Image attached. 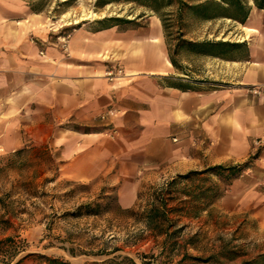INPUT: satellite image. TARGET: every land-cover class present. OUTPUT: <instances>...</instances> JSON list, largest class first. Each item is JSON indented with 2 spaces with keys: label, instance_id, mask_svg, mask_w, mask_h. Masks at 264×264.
<instances>
[{
  "label": "crops",
  "instance_id": "1",
  "mask_svg": "<svg viewBox=\"0 0 264 264\" xmlns=\"http://www.w3.org/2000/svg\"><path fill=\"white\" fill-rule=\"evenodd\" d=\"M244 1L243 24L187 40L241 45L208 56L170 46L143 7L56 31L47 0H0V151L55 150L60 178L112 188L124 210L145 181L247 164L218 207L264 230V10Z\"/></svg>",
  "mask_w": 264,
  "mask_h": 264
},
{
  "label": "rangeland",
  "instance_id": "2",
  "mask_svg": "<svg viewBox=\"0 0 264 264\" xmlns=\"http://www.w3.org/2000/svg\"><path fill=\"white\" fill-rule=\"evenodd\" d=\"M104 1L47 0L51 7L47 23L59 31L100 18H135L140 12L137 5L126 3L101 8ZM163 15L170 46L189 38L207 37L206 26L197 20L185 17L178 25L174 8ZM178 28L184 36L178 34ZM182 57L187 58L188 53ZM57 155L55 150L45 153L30 149L7 155L0 151V241L11 238L17 243L20 253L15 261L34 254L70 264L122 257L136 264H213L183 258L213 255L226 264H241L264 254V230H258L252 220L240 222V217L224 214L218 207V199L236 172L219 171L188 180H178L176 175L145 181L138 190L136 204L124 210L116 203L114 189L60 178ZM158 198L166 200L167 208L172 210L168 218L175 227L169 234L179 231L170 238L145 224L146 212ZM87 203L101 204L100 214L86 216L78 212ZM204 210L208 212L202 213ZM231 257H235L233 262L229 261Z\"/></svg>",
  "mask_w": 264,
  "mask_h": 264
},
{
  "label": "trees",
  "instance_id": "3",
  "mask_svg": "<svg viewBox=\"0 0 264 264\" xmlns=\"http://www.w3.org/2000/svg\"><path fill=\"white\" fill-rule=\"evenodd\" d=\"M100 0H98L99 2ZM255 6L264 10V0H253ZM111 3H126L135 4L138 7H143L153 13L159 15L162 19L164 28L166 25L165 17L163 13H166L171 8L175 9V17L177 19L178 25L188 17L191 20H197L199 22L210 21L215 19L226 18L232 21L239 22L243 24L248 15V7L244 0H106L102 2L101 8L109 5ZM178 34L181 35V30L178 28ZM184 36V35H181ZM180 43L186 46H194L195 53L200 55L208 56H218L225 55L226 52L235 51L240 44H230L222 42H201L198 44L191 43L186 40L180 41ZM19 153V152H17ZM246 165L239 167H229L224 168L223 166L210 167L204 171L197 172L191 171L184 175H178L177 179L188 180L192 176L204 175L207 173H217L219 171H228L235 173L237 170L240 171L241 167H246ZM174 182L169 183L172 185ZM2 202L0 198V203ZM116 203L117 197H116ZM120 208V206L118 205ZM121 209V208H120ZM126 210V209H125ZM101 204L99 203H87L78 208V212H83L86 216H96L100 214ZM169 210L167 208L166 200L158 198L156 202L151 205L150 209L146 212L145 224L147 227L153 229L157 233H163L168 238L172 234H176L179 231L174 230L172 234H169V230L174 226L173 222L168 218ZM176 245V242H173ZM20 253V248L16 242L11 238H6L0 241V263L1 264H27L26 261H31L30 264H70L68 261L55 257H47L43 255L29 254L21 259L15 261L16 257ZM183 258H191L193 261L200 263H213V264H226V262H221L215 256H209L205 259L197 257H188L184 255ZM235 257L229 258L230 262H233ZM264 263V254L260 255L256 259L249 261H243L241 264H262ZM94 264H136L134 260L128 257L113 258L100 263Z\"/></svg>",
  "mask_w": 264,
  "mask_h": 264
},
{
  "label": "built area",
  "instance_id": "4",
  "mask_svg": "<svg viewBox=\"0 0 264 264\" xmlns=\"http://www.w3.org/2000/svg\"><path fill=\"white\" fill-rule=\"evenodd\" d=\"M68 37H69L68 35H64V36H62V43H63V45L66 44V40H67ZM118 73H121V71L118 70Z\"/></svg>",
  "mask_w": 264,
  "mask_h": 264
}]
</instances>
